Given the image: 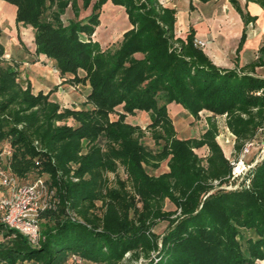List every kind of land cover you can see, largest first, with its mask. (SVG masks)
I'll list each match as a JSON object with an SVG mask.
<instances>
[{"label":"trees","instance_id":"trees-1","mask_svg":"<svg viewBox=\"0 0 264 264\" xmlns=\"http://www.w3.org/2000/svg\"><path fill=\"white\" fill-rule=\"evenodd\" d=\"M4 1L17 7V23L34 29L36 53L54 60L60 75H73L63 81L86 83L89 91L80 108L51 100L50 91L33 92L5 60L0 22V141L10 145L8 166L20 178L48 174L59 197L39 213L54 225L38 247L0 220V264H64L70 254L125 264L126 253L130 260L145 257L144 264L264 261V153L248 173V185L217 188L229 182L232 166L215 139L214 121V115H226L236 151L263 128L264 76L253 71L264 65V45L257 61L221 67L194 44L193 31L176 36L175 9L159 0ZM108 1L122 6L131 24L114 50L92 38ZM252 1L264 7V0ZM89 6L85 18L62 21L67 7L78 17ZM242 17L245 27L256 19L247 12ZM245 38L243 29L236 52ZM170 103L196 117L212 113L208 128L199 137H176ZM119 105L122 112L111 120ZM136 111L149 114L147 127L163 140L159 150L147 149L139 140L141 127L124 121ZM202 146L208 149L204 163L194 151ZM166 158L168 171L146 172L144 165L155 168ZM118 165L127 176L108 185L104 174ZM165 198L174 210H163ZM161 220L168 225L157 235L152 227ZM246 230L255 237L245 238Z\"/></svg>","mask_w":264,"mask_h":264},{"label":"rangeland","instance_id":"rangeland-1","mask_svg":"<svg viewBox=\"0 0 264 264\" xmlns=\"http://www.w3.org/2000/svg\"><path fill=\"white\" fill-rule=\"evenodd\" d=\"M78 4L79 6H81V1H78ZM90 11H91V6H89L87 9H80L79 16L75 17L73 15L71 8L67 7L65 12L61 15V19L65 24H67L68 20L70 19L85 18L90 13ZM99 20L100 23L95 27V30L92 34V38L93 40L97 41L100 44L102 49L114 50L119 45L122 39L123 32L131 27V24L128 21L124 8L122 6L113 5L110 1H108L101 8ZM2 26L4 27V23ZM247 32L249 37L258 36V28H256V26H252L251 24L247 26ZM6 42H8V40H6ZM262 44H264V34L260 35L258 41L255 43L256 46L254 45L253 47H251L250 52L247 54V56L246 57L244 56V58H242V62L257 61L258 58L262 56V53L258 51V48ZM22 48L23 47L20 46V50H22ZM14 53L15 51L8 50V54H10V56L9 57L5 56V60L7 63L16 65L19 68L21 73L20 78L22 80V83L26 85L27 83L26 79L24 78V75L22 74V70L20 69V63H21L19 61L20 59L18 57H14L13 55ZM228 58L230 59V61L233 62L234 65L235 57L233 56L232 53L229 55ZM253 72L256 75L264 76V65L255 67ZM83 74L84 72L82 70L78 71L79 76H83ZM68 75L71 76V78L73 77V75L71 74ZM62 82H66V81H62ZM69 83H70L69 85L76 88V90L82 96L79 98V100L76 101L71 100V102H68L67 104L65 103L63 104L59 100H57V97L53 96L52 98L51 97L52 93L50 94L49 98L51 100L60 102L64 107L80 108L83 106V104H85L86 95L89 91V86L86 83H71V82ZM167 107H168L169 116L172 120L175 129L176 137L182 139L199 137L209 126L208 118L213 116L212 113L202 110L198 113V117H196L189 114L183 108L179 109L180 108L179 107L174 109V107H170L169 104ZM119 112H122L120 105L115 108V112L109 114L110 119L111 120L116 119L118 117ZM141 112L142 111H136L134 114H126L124 117V121L132 125H139L143 131V135L140 136L139 140L147 149L155 152L161 148L163 144V140L156 141L153 138L152 131L147 127V125L150 122L149 114L147 112L146 113H141ZM214 121L217 127V134L215 136L216 141L221 146L225 156L229 160L235 159L239 151H236L234 148L235 136L232 134V132H230L229 128L226 125V115L225 114L214 115ZM232 141L234 143H231ZM246 142H250V148H249L250 151L247 155L244 156V160L250 163L254 162L253 166L251 167V169H253L256 166V164L262 159L264 153V126L262 129H259L257 131V133L252 139ZM194 151L202 158L204 163L205 162L204 158L208 154L207 147L202 146L200 148L194 149ZM10 156H11V150L9 143H7L6 141H0V197L8 193L7 188L1 185V172H5V173L9 172L8 163ZM167 161L168 158L160 161L159 166L155 168L150 165H144V168L148 174L153 176H158L160 173L168 171ZM72 167H74V165H72ZM104 175L107 178L108 185H111L114 179L118 176L121 178H126L127 176L124 168L121 165H118L115 171H106ZM37 178L44 179L46 185L51 190V193L47 194L46 199H49V201L53 202L54 204L58 203L59 197L57 195V188L56 186L51 185V181L48 177V174L46 173L39 174L37 171H32L26 177H22V178L19 177V181L20 183H32L36 181ZM225 185L226 186L229 185V182L218 185L217 188L219 187L224 188ZM99 204L100 203L97 201L96 205L99 206ZM174 209H175V205H173L167 198H165L163 201V210H174ZM68 216L71 220H76V215L74 212H69ZM37 225L39 229L40 238L38 242L34 245L38 247L40 241L44 239L46 232L53 227L54 221L52 219H45V220L39 219ZM167 225H168V221L166 220L157 221L156 224L152 227V230L155 232V234L161 235L166 230ZM249 236L255 237L253 232L248 230L244 231V237L246 238ZM1 240H3V236H0V241ZM159 242L160 240L158 239V243ZM241 243L243 245L245 244L243 239H241ZM151 255L153 256L154 253H152ZM146 261H148V259H146L143 256L139 257L138 259L130 260V253H126L123 262L125 264H144ZM23 264H28V263L25 262ZM64 264H97V263L84 260L80 258L78 255L70 254L67 257ZM255 264H264V261L256 260Z\"/></svg>","mask_w":264,"mask_h":264},{"label":"crops","instance_id":"crops-1","mask_svg":"<svg viewBox=\"0 0 264 264\" xmlns=\"http://www.w3.org/2000/svg\"><path fill=\"white\" fill-rule=\"evenodd\" d=\"M159 1L164 6L175 9V34L185 38L190 31H193L195 38L205 40L206 45L202 49L216 65L240 68L252 62H242V58L247 56L260 35L264 34V7L257 2L252 0ZM246 12L256 18L253 23L249 24L258 28L257 37H249L248 35L247 26L249 24L245 27L242 19ZM16 14L17 7L15 5L0 0L1 26L4 23L1 41L5 46V56H10L8 50L15 51L13 55L20 59V69L26 82H31L33 92L43 91L47 93L50 91L51 97H57V100L63 104H67L71 100H79L82 96L76 88L70 86L67 81L62 82L71 76L68 74L60 75L54 66V60L36 53L34 29L17 23ZM243 29H245L246 38L240 50L236 52ZM20 46L23 47L22 50H20ZM231 53L235 57L234 65L228 58ZM169 106L174 107V109L182 108L179 104L174 103H170ZM141 113L146 112L142 111Z\"/></svg>","mask_w":264,"mask_h":264},{"label":"built area","instance_id":"built-area-1","mask_svg":"<svg viewBox=\"0 0 264 264\" xmlns=\"http://www.w3.org/2000/svg\"><path fill=\"white\" fill-rule=\"evenodd\" d=\"M194 44L204 47L206 41L195 38ZM249 148L250 142L244 143L237 157L230 160L232 167L229 185H225L224 188L236 189L242 184L248 185V173L254 164V162L250 163L244 160V156L250 151ZM1 185L8 190V193L0 197L1 222L9 228L19 231L32 244H36L40 238L37 225L39 213L55 205L46 199L47 194L51 193L50 188L42 178H37L32 183H20L19 177L12 173L10 168L7 173L1 172Z\"/></svg>","mask_w":264,"mask_h":264}]
</instances>
